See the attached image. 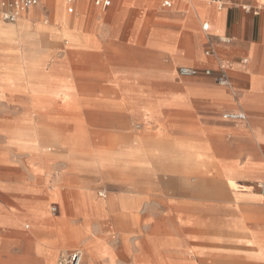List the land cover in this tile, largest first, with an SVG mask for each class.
I'll return each instance as SVG.
<instances>
[{
	"label": "crops",
	"instance_id": "1",
	"mask_svg": "<svg viewBox=\"0 0 264 264\" xmlns=\"http://www.w3.org/2000/svg\"><path fill=\"white\" fill-rule=\"evenodd\" d=\"M39 2L15 23L0 18V111L9 112L0 119L8 142L0 169L11 171L0 179V264H54L78 239L74 217L66 219L56 203L66 185L55 181L46 194L43 183L18 181L12 173L27 162L17 158L24 151L11 143L33 141L30 127L63 121L30 119V110L46 109L38 96L56 93L48 91L55 86L62 95L75 93L60 85L68 78L114 77H120L123 93L152 96V110L159 113L151 120L164 127L165 136L180 139L181 152L197 162L195 171L165 173L195 195L165 202L164 225L155 226L163 233L150 234L133 224L140 241L134 248L155 245L163 237L165 253L179 264L206 258L209 264H264V194L257 187L264 184V0H110L101 10L87 4L83 18L84 2L77 0V16L63 19L50 8V0ZM118 31L120 43L109 38L114 32L112 37H118ZM207 50L212 54L206 55ZM110 54H120V74L110 66ZM219 64L227 68L226 86L215 82V72L196 78L177 75L181 67L216 71ZM234 113L245 119L223 118ZM190 178L196 181L192 186ZM91 198L97 215L103 211L100 216H110ZM52 202L56 215L49 213ZM114 222L119 240L125 236L122 242L129 246V231L120 230V219ZM206 225L234 236L233 241L225 247L220 238L204 239L199 232ZM191 227L196 238L188 235ZM84 234L81 229L84 264H114L100 240ZM189 244L193 262L183 261Z\"/></svg>",
	"mask_w": 264,
	"mask_h": 264
},
{
	"label": "rangeland",
	"instance_id": "2",
	"mask_svg": "<svg viewBox=\"0 0 264 264\" xmlns=\"http://www.w3.org/2000/svg\"><path fill=\"white\" fill-rule=\"evenodd\" d=\"M83 2L79 11L82 12V18L88 15L87 4H92L90 0ZM39 5L40 2L37 0V6ZM93 6L101 10L94 3ZM70 7L72 11L67 13L68 17L75 18L78 11L74 4L68 5L66 2V9ZM50 8L55 9L58 18V8L52 6L51 1ZM118 17L119 29L120 16ZM84 22L81 25L83 28ZM113 34L117 33H109V38L120 43V31L118 37L116 35L112 37ZM109 61L110 66L120 74V54H110ZM60 85L72 87L75 93L62 95L55 86L48 91L56 93L38 96L37 101L41 105L44 104L46 109L30 110L28 115L30 119L50 116L63 121L56 126L30 127V134L35 135V140L11 143L13 149L24 151L23 155L19 153L20 156L17 158L24 163L27 162L24 167L12 172L16 180L43 183L46 194L52 193L55 181L61 180L66 185L61 187L66 189L59 191V200L56 203L62 206L61 211L66 219L70 215L74 217L78 239L71 241L69 246L71 251L58 258L54 264H59L61 258L73 251H80L81 264L85 263L84 250L79 242L81 229H84L87 235L100 240L101 247L108 250L109 260L111 259L114 264H179L177 261L180 260L174 255L165 253L163 237L158 238L159 241L155 245L150 243L141 249L134 248L133 244L138 245L140 241L132 226L134 224L137 229L152 234L156 231L155 226L159 228L164 225L162 220L167 215L168 208L165 206L167 200L195 195V191L184 190L180 180L171 179L170 175L165 173L181 169L195 171L196 159L182 153L184 143L170 135L165 136L162 133L164 127H159L158 123L151 120L150 116L159 113L158 110H152V96L123 93L120 88V77L73 80L68 78ZM7 117L9 112L7 114L0 111V119ZM5 129L7 128L0 127V155L7 152L4 150L8 143L5 139ZM7 173L11 171L0 169V179L4 180ZM135 173L140 174L138 179H133ZM93 176L97 182L90 181V177ZM127 182L135 185L125 186ZM195 182L193 178L187 181L190 186ZM259 186L264 184H257L258 190L264 194ZM101 192L112 202L125 197L135 205L113 212L106 203H99V209L110 214L102 217L100 215L105 212L100 211L98 213L100 215H97L95 209H98V205L94 208L91 198L92 195L96 196ZM74 210L76 216L72 215ZM56 211L55 202L50 203L49 213L56 215ZM118 219L120 230L130 233L129 246L123 243L127 240L125 236L121 237V240L117 236L118 229L114 221ZM192 229L193 227L188 230L191 239L197 237V231ZM163 231L160 228L156 233ZM199 233L206 240L211 237L220 238L225 242L222 244L225 247H228V242L234 238L229 234L213 232L207 225ZM176 241L179 243L180 239ZM192 247L191 244L188 245L183 261H194ZM194 263L210 262L206 258L196 260ZM94 264L103 263L96 261Z\"/></svg>",
	"mask_w": 264,
	"mask_h": 264
},
{
	"label": "built area",
	"instance_id": "3",
	"mask_svg": "<svg viewBox=\"0 0 264 264\" xmlns=\"http://www.w3.org/2000/svg\"><path fill=\"white\" fill-rule=\"evenodd\" d=\"M77 0H66L68 5H73ZM89 1V0H83ZM92 4L99 8H107L110 5V0H90ZM37 6V0H2L0 2V18L5 23H15L23 14H26L30 9ZM164 7H168L169 3L164 2L162 4ZM72 11L71 7L68 9L70 13ZM207 26L204 25L203 29ZM221 42L228 43L227 39H220ZM212 54V50H207L206 55ZM226 66L224 64H219L216 71L210 69H197L189 67H181L177 70V75L180 78H196L201 75L211 76L213 72L217 74L215 77V82L219 85L226 86L228 80L226 77ZM226 120L231 121H243L245 116L242 113L226 114L223 116ZM261 191L264 192V186H259ZM82 254L80 251H73L64 258H61L59 264H81Z\"/></svg>",
	"mask_w": 264,
	"mask_h": 264
},
{
	"label": "bare ground",
	"instance_id": "4",
	"mask_svg": "<svg viewBox=\"0 0 264 264\" xmlns=\"http://www.w3.org/2000/svg\"><path fill=\"white\" fill-rule=\"evenodd\" d=\"M52 2V6L54 5L55 7L58 8V16L59 18L63 19L64 18V15H66L68 13V9H66V6L64 4H62V0H50ZM139 143V142H138ZM105 160V159H104ZM137 177V178H136ZM140 177V174H136L133 176V179H138ZM92 178V179H91ZM59 179V178H58ZM97 179L93 176V177H90V181L92 183L94 182H97L96 181ZM109 180V179H108ZM102 181L105 182L104 179H102ZM96 184V183H95ZM131 185H135L133 183H129L127 182L125 184V186H131ZM93 198L94 199H97V201L99 203H106L107 207L111 210V211H117V210H120L122 208H125L127 206H133L135 205V203L133 201H130L128 200L127 198L125 197H121V198H118L116 199L115 201H111V199H109V197L107 198L105 193L101 192V193H98V195H93ZM98 203V204H99ZM114 203V204H113ZM113 204V205H112ZM100 205V204H99ZM116 209H113L115 208ZM96 210V209H95Z\"/></svg>",
	"mask_w": 264,
	"mask_h": 264
}]
</instances>
